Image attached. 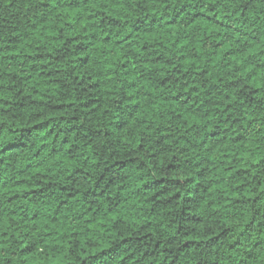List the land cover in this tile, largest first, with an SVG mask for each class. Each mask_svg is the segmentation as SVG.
Returning a JSON list of instances; mask_svg holds the SVG:
<instances>
[{
	"label": "trees",
	"instance_id": "trees-1",
	"mask_svg": "<svg viewBox=\"0 0 264 264\" xmlns=\"http://www.w3.org/2000/svg\"><path fill=\"white\" fill-rule=\"evenodd\" d=\"M0 264H264V0H0Z\"/></svg>",
	"mask_w": 264,
	"mask_h": 264
}]
</instances>
